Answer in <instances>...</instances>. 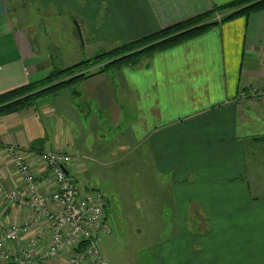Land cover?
<instances>
[{
    "label": "crops",
    "instance_id": "obj_1",
    "mask_svg": "<svg viewBox=\"0 0 264 264\" xmlns=\"http://www.w3.org/2000/svg\"><path fill=\"white\" fill-rule=\"evenodd\" d=\"M235 1L66 4L71 5L70 13L90 24L88 42L111 51ZM49 7L58 11L60 6L51 0ZM54 68L59 69L58 61L34 49L27 32L14 26L7 0H0V96L43 81ZM75 90L78 94L65 91L0 117V230L33 219L29 210L5 202L3 192L23 183L7 147L28 153L37 183L46 193L55 186L39 155L46 149L72 154L74 162L66 171L80 189L88 190L90 164L107 165L116 151L113 142H107L105 126L124 118L120 144L125 136L123 145L148 152L149 160L141 164L152 168L147 188L171 210L175 232L172 238L152 241L144 255L132 256L129 262L264 264V100L240 101L242 93H264V10L220 23L133 68L90 78ZM88 103L96 105L94 111ZM103 116L104 127L99 121ZM160 179H167V184H153ZM192 214L204 225L195 237L231 228L239 230L240 238L233 235L228 241L222 237L206 244L190 239ZM120 216L109 215L108 227L112 219L114 226L124 228Z\"/></svg>",
    "mask_w": 264,
    "mask_h": 264
},
{
    "label": "rangeland",
    "instance_id": "obj_2",
    "mask_svg": "<svg viewBox=\"0 0 264 264\" xmlns=\"http://www.w3.org/2000/svg\"><path fill=\"white\" fill-rule=\"evenodd\" d=\"M7 2L14 19V26L27 32L34 49L51 55L54 62L58 61L59 69L71 68L110 51L104 44L95 45L88 42L91 26L79 15L69 12L70 9L67 7L71 5L66 4L67 0H57L60 6L57 8L58 11L49 7L51 0H7ZM229 12L231 11L223 12L222 16L217 14L214 21L220 22L224 18L223 15ZM253 92L260 91L252 90L251 93ZM86 105L92 111L96 106L93 103ZM99 121L103 127L107 122L104 116L99 117ZM125 122L123 118L115 123H109V127L105 126L107 142L109 144L113 142L112 148L116 151L111 152L112 157L109 156L107 165L97 166V163L92 162L90 164L92 169L87 174L89 178H86L87 183L91 184L90 188L102 194L107 204V212L113 217L121 215L120 218L124 223V228L118 229L111 219L110 234L105 232L99 234L102 258L107 264H131L129 261L134 258L132 256L144 255L143 249L152 241L172 238L175 235L171 210L160 197L155 196L151 188H147L149 185L147 178L152 177V168L141 164H146V160H149L148 152L139 147H130L129 144L123 145L125 136L121 147L120 135ZM253 171L258 170L253 169ZM154 181L152 180L153 184H167V179ZM192 215L194 219L190 217L192 227L190 232L193 233L190 236L188 233L190 239L197 238L198 241L206 244L212 239L222 237V240L228 241L233 235L235 238H240L239 230L231 228L223 231L207 230L202 232L201 236L195 237L194 235H199L204 230H199L204 225L198 224L199 218L196 214Z\"/></svg>",
    "mask_w": 264,
    "mask_h": 264
},
{
    "label": "built area",
    "instance_id": "obj_3",
    "mask_svg": "<svg viewBox=\"0 0 264 264\" xmlns=\"http://www.w3.org/2000/svg\"><path fill=\"white\" fill-rule=\"evenodd\" d=\"M240 100L261 101L264 93H242ZM22 186L3 192L5 202L29 210L33 219L0 230V261L5 264H105L99 234H110L107 204L98 190L80 189L67 173L72 154L46 149L39 155L55 190L42 191L27 152L6 148ZM49 241V243H48Z\"/></svg>",
    "mask_w": 264,
    "mask_h": 264
},
{
    "label": "trees",
    "instance_id": "obj_4",
    "mask_svg": "<svg viewBox=\"0 0 264 264\" xmlns=\"http://www.w3.org/2000/svg\"><path fill=\"white\" fill-rule=\"evenodd\" d=\"M264 10V0H236L223 7L214 8L208 14L170 27L144 39L118 47L71 68H54L43 81L13 90L0 96V117L24 111L39 100L55 97L65 91L75 90L77 85L90 78L122 67L133 68L144 58L192 39L205 31L239 16H247ZM231 11L220 22L214 21L217 14ZM93 70L89 72L90 70Z\"/></svg>",
    "mask_w": 264,
    "mask_h": 264
},
{
    "label": "flooded vegetation",
    "instance_id": "obj_5",
    "mask_svg": "<svg viewBox=\"0 0 264 264\" xmlns=\"http://www.w3.org/2000/svg\"><path fill=\"white\" fill-rule=\"evenodd\" d=\"M109 214V213H108ZM110 215V214H109Z\"/></svg>",
    "mask_w": 264,
    "mask_h": 264
},
{
    "label": "water",
    "instance_id": "obj_6",
    "mask_svg": "<svg viewBox=\"0 0 264 264\" xmlns=\"http://www.w3.org/2000/svg\"><path fill=\"white\" fill-rule=\"evenodd\" d=\"M79 30V29H78ZM80 34V33H79Z\"/></svg>",
    "mask_w": 264,
    "mask_h": 264
}]
</instances>
